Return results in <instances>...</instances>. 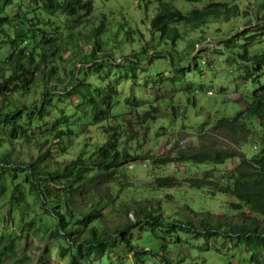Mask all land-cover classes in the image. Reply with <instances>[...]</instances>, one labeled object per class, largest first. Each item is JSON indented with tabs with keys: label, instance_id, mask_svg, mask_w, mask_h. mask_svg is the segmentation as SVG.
<instances>
[{
	"label": "trees",
	"instance_id": "1",
	"mask_svg": "<svg viewBox=\"0 0 264 264\" xmlns=\"http://www.w3.org/2000/svg\"><path fill=\"white\" fill-rule=\"evenodd\" d=\"M13 9L14 11L10 12ZM92 12L93 0H0V35L3 38L0 42V151L4 138L9 142L21 135L30 136V140L34 139L36 143V138L41 139L43 144L38 143L39 148L46 146L43 154L28 163L13 161L7 154H1L0 169L8 171L11 179H15L17 173H23L22 180L28 188L26 190L34 194L41 213H48L56 220L58 231L47 230L48 226L36 219L40 225L33 231L38 233L45 230L48 240L55 239L60 234L71 249L66 252L59 247V250H55V255L63 257L68 253L66 264H92L106 251L124 253L131 256L137 264L144 261L143 256L148 251L136 243L134 231H138L139 238L144 235V231L156 236L155 229L162 225L157 202L153 205L148 199L125 198L123 203H118L111 210L118 215H124L125 221L112 230L108 229L106 208L123 194L122 181L116 176L119 169L127 162L140 158L138 155H132L127 140L121 139L122 133L126 131L123 129L124 122H134L135 126L146 128L147 125L159 121L158 116L163 113V108L159 107V97L151 102L129 93V97L124 95L121 99L127 111L113 112L117 90L110 85L106 89L95 86L89 78L92 69L102 68L110 57V54L102 53L98 42L92 41L91 44L95 47L93 54L86 56V63L76 62L59 70V63L67 61L62 56V50L69 45L70 38L80 34L86 45L90 42V34L98 36L104 31L101 24L91 28L88 35L80 31V28L90 21ZM237 14L239 9L236 5L210 3L202 10L183 14L167 2H159L155 14L150 19L149 29L152 33H158L160 39L169 40L175 45L181 39L179 25L201 26L208 22L209 16L224 15V19H227L230 15ZM58 16L65 18L64 29H59V38L55 34L54 29L57 27L52 20ZM259 22L260 19L257 23ZM249 32L250 29H245L235 33L222 48L236 49L235 57L244 69L242 78L258 84L252 92L251 102L234 116L221 117L203 126H207L206 129L212 133L225 132L234 140L243 134H251L253 138L249 141L241 138L236 149L230 146L220 148L201 145L195 149L181 150L178 156L171 159L178 163L211 167L235 160L236 169L229 170L222 176L210 169L200 177L183 180L173 176H156L153 179V189L180 187L181 184H186L193 189H205L212 196L227 195L234 199L229 202V207L236 210L242 223L230 226L222 235L231 236L232 240L229 242H244L255 246L264 244V129H260L264 128V83L260 84V79L264 78V52L250 54L247 46L264 37V23L257 24L253 33ZM63 34L64 36H61ZM129 40L132 41L133 38L129 37ZM81 50L79 48L74 52L75 57ZM97 53L101 55L98 56ZM141 53L144 64L168 57L174 68L173 81L176 82L179 77L184 76L185 69L174 64L170 54L155 49L148 55L143 47L129 57L111 58L110 66L121 67L123 61L136 64ZM117 60L119 62H116ZM201 63L203 65L205 62ZM82 65L86 67V71L83 70V78L73 81V68H80ZM129 77L135 79V74L129 75L126 71L120 78ZM180 91L189 93L191 85L185 84ZM30 94H38V99L29 105L14 100L15 97L22 98ZM72 97L74 101H71ZM169 105L170 103L163 101L164 108ZM176 108L171 105V118L175 117ZM251 119L254 121H250ZM79 123H83V127L101 126L99 134L102 136V142H95L87 136L88 149L69 159L63 147L65 142H73L84 133L76 131ZM9 143L13 145L12 142ZM247 143L256 148L250 157L242 153V147ZM51 150L55 155L58 154L60 160L54 159ZM169 162L170 160L161 159L152 161V164ZM102 183H111L108 195L100 194V191L96 190ZM113 189L115 191L112 194ZM24 191L13 188L10 201L19 209L24 228L31 229L35 224L34 218L24 221L28 215V207L30 208L26 203ZM82 199L90 203L86 210L81 208ZM245 208L253 216H246L243 212ZM35 215L38 216V213ZM207 222L202 219L198 230H194V225L186 221L173 220L166 224V228L170 231L180 227L191 233L204 235L219 231ZM54 225L55 223L52 226ZM44 247L48 249L46 245L42 247L38 262L41 260V254L48 253ZM44 263L47 264L48 261Z\"/></svg>",
	"mask_w": 264,
	"mask_h": 264
},
{
	"label": "rangeland",
	"instance_id": "2",
	"mask_svg": "<svg viewBox=\"0 0 264 264\" xmlns=\"http://www.w3.org/2000/svg\"><path fill=\"white\" fill-rule=\"evenodd\" d=\"M159 2H167L183 14L202 10L210 3L236 5L239 14L230 15L227 19H224V15H212L208 17V22L201 26L181 24L178 26L181 39L173 45L169 40L160 39L158 33H152L149 29L150 19L155 14ZM13 11L14 9L10 12ZM35 12L37 13V9ZM39 13L42 14L41 11ZM55 18L52 20L57 27L54 29L55 34L59 38L61 34L59 29H64L65 18L63 16ZM258 19H260L259 23H264V0H93L90 21L81 27L80 31L88 35L91 28L100 24L104 31L98 36L90 34V42L86 45L81 35L77 34L69 39V45L62 50V56L67 61L59 63V70L68 68L76 62L86 63V56L93 54L95 47L91 44L92 41L98 42L102 53L110 54L108 62H105L100 69H92V75L89 78L93 80L95 86L106 89L110 85L117 90L118 94L114 95V113H118L119 110L127 111L121 99L129 93L131 96L144 97L151 102L159 97V107L163 108V113L158 116L159 121L147 125L146 128L135 126L134 122H124L123 129L126 131L125 133L120 131L121 139L127 140L131 154L138 155L140 158L137 161L127 162L123 168L119 169L116 176L122 181L123 194L114 204L111 203L106 208L108 229L112 230L125 221L124 215L111 211L113 206L123 203L125 198L148 199L153 205L155 201L157 202L162 225L155 229L156 236L144 231V235L139 238L138 231H134L136 243L148 251L143 256L144 261L137 264H264V244L253 246L244 242H229L232 240L231 236L222 235V232L230 226L242 223L237 217L236 210L229 207V202L234 199L225 194L212 196L205 189H193L186 184H181L180 187L153 189V179L156 176H173L183 180L200 177L210 169L221 176L229 170L236 169L237 161L235 160L211 167L178 163L171 159L178 156L181 150L195 149L201 145L220 148L230 146L236 149L241 138H245L246 141L253 138L251 134H243L234 140L225 132L212 133L207 130L208 128L206 129L207 126L203 125L210 124L221 117L230 118L251 102L252 92L258 84L242 78L244 69L235 57L236 49H223L222 46L229 43L228 40L235 33L245 29H250L249 34L253 33L259 24ZM129 37L133 40H129ZM2 41L3 38L0 35V42ZM140 47L145 48L148 55L155 49L167 52L173 58L174 64L181 65L185 69L184 76L179 77L176 82L173 81L174 68L168 57L144 64L142 53L138 56L136 64L123 61L120 62L121 67L110 66L111 58L129 57ZM79 48L82 50L75 57ZM247 51L250 54L264 52V37L247 46ZM153 55L154 53L151 54ZM202 61L205 62L203 65ZM83 70L86 71L84 65L73 68V81L76 78L78 80L83 78ZM126 71L129 75L134 73L135 79L120 78ZM263 83L264 78L260 79V84ZM185 84L191 85L189 93L180 91ZM37 99L38 94L14 98L17 103L21 101L26 105ZM71 101H74L73 97ZM163 101L170 103L169 107L164 108ZM171 105L177 107V113L173 118H171ZM79 125L76 131L84 133L73 142H65L63 147L69 159L77 157L80 152L88 149L87 136L95 142H102V136L99 134L101 126L92 128L87 125L83 127V123ZM36 140L37 143L34 139L30 140V136L21 135L18 139L9 141L13 144L11 146V143L4 138L0 155L5 153L11 160L21 163L31 162L39 154H43L46 148V146L39 148L38 143L43 144V141L37 138ZM242 151L250 157L256 148L247 143L242 147ZM50 153L55 156L54 159L60 160L53 150ZM161 159L170 160V162L152 164V161ZM0 174V196L2 197L0 199V264H45L44 262L47 261V264L68 263V253L63 257L55 255V250H59V247L66 252L71 249L60 234L55 239L48 240L45 230L34 233L33 230L40 225L39 223L47 225V230H58L56 220L48 213L42 214L34 194L27 192L28 188L22 180L23 173H17L15 179H11L9 172L5 169H0ZM110 185L111 183H102L96 190L100 191V194L108 195ZM13 188L25 190L24 197L30 208L28 207V215L24 221L34 218L35 224L31 229L24 228L19 209L10 201ZM114 191V189L111 191L112 194ZM80 202L81 208L85 210L90 205L83 199ZM243 212L246 216H253L246 208ZM36 213L38 216L35 215ZM255 217L258 216L255 215ZM202 219L214 225L219 231L204 235L191 233L180 227L170 231L166 228L168 222L175 220L186 221L194 225V230H198ZM54 223L55 225L52 226ZM44 245L48 247V249L44 247L48 253L41 254V260L38 262V256ZM92 264L135 263L131 256L124 253L106 251L100 254Z\"/></svg>",
	"mask_w": 264,
	"mask_h": 264
}]
</instances>
